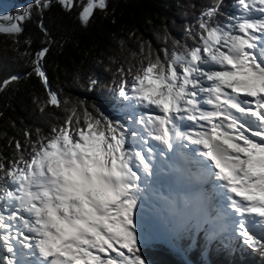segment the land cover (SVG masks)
I'll list each match as a JSON object with an SVG mask.
<instances>
[{
    "label": "snow or ice",
    "instance_id": "1",
    "mask_svg": "<svg viewBox=\"0 0 264 264\" xmlns=\"http://www.w3.org/2000/svg\"><path fill=\"white\" fill-rule=\"evenodd\" d=\"M49 5L32 0L0 15V34L18 50L23 22ZM233 6L226 15L224 0H209L185 28L192 44L173 40L160 53L142 44L137 65L117 69L113 99L127 128L83 101H61L42 68L48 49L36 53L33 71L47 89L40 110L63 105L65 117L47 135L25 131L17 157L0 162V264H149L141 252L144 201L162 174L195 183L194 218L187 198L169 199L186 228L194 219L209 243L238 241L264 257V0ZM106 7L87 0L80 23ZM97 84L88 78L89 90Z\"/></svg>",
    "mask_w": 264,
    "mask_h": 264
},
{
    "label": "trees",
    "instance_id": "2",
    "mask_svg": "<svg viewBox=\"0 0 264 264\" xmlns=\"http://www.w3.org/2000/svg\"><path fill=\"white\" fill-rule=\"evenodd\" d=\"M208 2L106 0L105 11L95 10L89 22L81 24L78 13L87 0H74L71 10L63 8L58 0H50L42 14L33 9L31 19L23 22L18 50L10 36L0 34V162L7 166L17 157L15 145L17 141L25 143V131L33 138L37 129L47 135L51 126L62 124L65 117L63 105H45L44 111L40 110L47 99V89L33 71L32 60L38 51L48 49L41 60L42 68L48 85L61 101H83L93 115L120 120L127 128V115L113 99L114 81L119 79L117 69L135 67L142 44L145 49L151 46L153 53L170 48L173 40L192 44L185 28L197 24ZM29 3L32 0H0V15H15ZM233 5L234 0H224L222 11L233 14ZM41 21L47 36L38 26ZM26 38L30 44L23 43ZM12 76L18 79L12 81ZM89 77L98 81L92 90L87 87ZM4 80L9 84L4 85ZM192 222L193 226L186 228L170 213L164 229L169 241L157 235L145 236L143 257L149 264H264L258 251H241L238 241L232 247L227 241L209 243L204 230H197Z\"/></svg>",
    "mask_w": 264,
    "mask_h": 264
},
{
    "label": "rangeland",
    "instance_id": "3",
    "mask_svg": "<svg viewBox=\"0 0 264 264\" xmlns=\"http://www.w3.org/2000/svg\"><path fill=\"white\" fill-rule=\"evenodd\" d=\"M138 111L147 112L149 109L141 107ZM155 114H159L157 111ZM147 199L144 201V210H143V217H144V226L147 228V232H145V236L150 238L155 237L154 235H164V225L165 219L162 216L163 212H166L168 215V208H169V199L171 198V193L169 194L168 191L161 192L158 190L155 194H151L148 191ZM171 195V196H170ZM167 207V209L165 208ZM176 220H178L176 218ZM182 224L185 222V218L180 219ZM174 227H179L178 225ZM201 227L198 228V230ZM165 237V235H164Z\"/></svg>",
    "mask_w": 264,
    "mask_h": 264
},
{
    "label": "bare ground",
    "instance_id": "4",
    "mask_svg": "<svg viewBox=\"0 0 264 264\" xmlns=\"http://www.w3.org/2000/svg\"><path fill=\"white\" fill-rule=\"evenodd\" d=\"M195 188H196V186H195ZM183 190H184V188L181 189V190L180 189H178V190L171 189L170 192H171V195H173V197H181V198H183V193H184ZM194 197H193V199H194Z\"/></svg>",
    "mask_w": 264,
    "mask_h": 264
}]
</instances>
